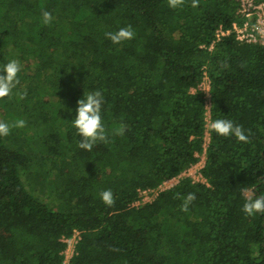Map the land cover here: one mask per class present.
I'll return each instance as SVG.
<instances>
[{
    "label": "trees",
    "instance_id": "obj_1",
    "mask_svg": "<svg viewBox=\"0 0 264 264\" xmlns=\"http://www.w3.org/2000/svg\"><path fill=\"white\" fill-rule=\"evenodd\" d=\"M234 11L232 0H0V67L16 54L26 60L0 99L10 126L0 136V264H62L61 239L74 230L69 264H264V214L242 211L245 192L264 195V43L232 34L200 47ZM126 26L133 39L106 38ZM204 70L211 122L232 120L248 143L209 129V186L185 178L129 207L138 189L198 161ZM97 90L109 142L86 151L72 119L77 100ZM121 124L124 135H114ZM109 189L111 207L100 198ZM188 193L196 199L183 212Z\"/></svg>",
    "mask_w": 264,
    "mask_h": 264
},
{
    "label": "clouds",
    "instance_id": "obj_2",
    "mask_svg": "<svg viewBox=\"0 0 264 264\" xmlns=\"http://www.w3.org/2000/svg\"><path fill=\"white\" fill-rule=\"evenodd\" d=\"M170 8H177L184 4V0H167ZM198 6V0H192V7ZM52 21V15L48 11L42 12V22L49 24ZM134 31L130 26L120 28L116 32H107L105 36L113 44H120L134 38ZM21 71L20 62L16 59L9 60L6 64L0 67V99L10 97L20 81L18 74ZM26 93L20 94V99H24ZM105 102L104 95L101 91H92L83 94V98L77 100V108L75 110V117L72 119V125L76 129L78 135L81 137L78 147L80 149L91 151L97 142H109L108 133L102 122L101 109ZM13 127L22 128L25 126V121L20 119L15 122ZM209 128L219 136L229 137L234 136L238 141L248 143L249 136L245 134L244 129L235 124L230 119H216L210 122ZM126 130V125L113 129V134L123 136ZM10 133L9 124L0 121V136H7ZM245 203L242 211L248 216L255 213L264 214V195L253 196L247 192L244 193ZM102 202L111 207L114 203V196L112 191L104 190L100 193ZM196 199L194 193H188L183 199L181 211L187 212L189 206Z\"/></svg>",
    "mask_w": 264,
    "mask_h": 264
},
{
    "label": "built area",
    "instance_id": "obj_3",
    "mask_svg": "<svg viewBox=\"0 0 264 264\" xmlns=\"http://www.w3.org/2000/svg\"><path fill=\"white\" fill-rule=\"evenodd\" d=\"M235 3L234 19L230 26L224 27L219 24L214 30V38L211 43L206 46L201 44L200 47L211 50L214 44L223 37L234 35V39L238 42L245 43H264V0H232ZM210 79L204 70L202 80L197 86V90L201 92L205 106V134L203 137V151L195 155L198 161L181 172L171 177L163 179L157 186L140 188L137 190L138 196L129 203V207L138 208L146 203L152 202L163 191L176 186L181 180L189 178L194 183H202L209 186L208 181L202 174V167L205 163V150L209 143V125L211 122L210 106ZM192 92L195 89L191 90ZM80 239V232L74 230L69 237H63L61 240L66 242V248L63 251L64 259L62 264H69V260L74 253L75 244Z\"/></svg>",
    "mask_w": 264,
    "mask_h": 264
},
{
    "label": "rangeland",
    "instance_id": "obj_4",
    "mask_svg": "<svg viewBox=\"0 0 264 264\" xmlns=\"http://www.w3.org/2000/svg\"><path fill=\"white\" fill-rule=\"evenodd\" d=\"M17 58H18V61H20V65H21V68L23 69L24 66H25V63H26V60H24V58H21L19 54H16ZM29 180V179H28ZM27 180V178L25 177V182L26 183H30L29 181ZM30 187V185H28ZM38 190V188H37Z\"/></svg>",
    "mask_w": 264,
    "mask_h": 264
}]
</instances>
